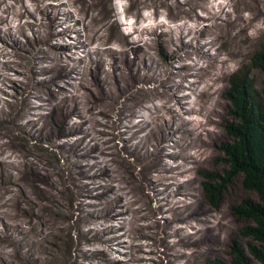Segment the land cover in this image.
Masks as SVG:
<instances>
[{"label":"rangeland","instance_id":"rangeland-1","mask_svg":"<svg viewBox=\"0 0 264 264\" xmlns=\"http://www.w3.org/2000/svg\"><path fill=\"white\" fill-rule=\"evenodd\" d=\"M59 3L63 4L54 9ZM39 9H43V13ZM40 14L46 20L53 15L57 19L52 29L53 37L41 43L39 37L44 33L36 26ZM67 15H70L68 20ZM133 29L136 30L134 33ZM132 42L129 47L125 46ZM263 46L264 0H0V72L9 78L4 79L3 85L0 80V99L5 103L7 114L0 127L9 134V139L1 137V142L10 140L11 143V147L0 143V159L20 163V171L8 166V173L15 175L19 171L18 183L26 196L37 204L34 208L37 215L30 212L31 216L26 218H15L17 213L12 208L3 209L1 220L21 227L22 235L16 233L14 237L24 240L19 241L22 249H17L13 243L8 244L9 239L2 235L5 226L0 220V264H205L213 259L229 264L231 241L238 240L243 246L248 241L240 237V230L246 223L236 220L231 208L244 199L256 201L257 196L243 188L242 177L237 175L225 185L220 204L215 209L207 203L202 183L206 181V173L217 175L216 183H222L221 179L228 176L229 168L220 150L229 142L226 126L235 123L225 96L228 76L239 69H250V58ZM124 47H128V59L140 50L147 53L151 60L145 59V65L154 66L157 77L168 76L171 82L167 87H176L180 83L181 87L175 91L176 97L189 95L181 102L184 110L203 106L201 116L183 114L182 122L174 114L165 115L164 123L156 119L165 114L154 110V106L160 104L158 99L154 97L150 102L147 100L150 96H136L132 107L123 109L128 119L119 125L121 105H107L106 93L95 91L97 97L100 93L97 102H102L107 114L97 116L94 113L95 118L89 119L86 111L95 112V100H87L93 86L91 90H85L92 80L90 70L93 71L97 61L101 60L99 67L110 73L111 81L114 76L121 82L118 64L122 67V63L115 65L113 62L119 59L118 53ZM24 48L55 52L61 58L59 66L65 65L66 69L52 73L55 76L53 84L47 82L52 74L42 75L37 68L31 69L33 75L30 77V63L34 61ZM33 56L37 57V54ZM4 61H8L7 71L1 64ZM251 76L258 88L261 73L252 69ZM157 79L155 81L160 77ZM83 80L85 86L79 87ZM47 83L60 93L78 90L80 97L76 100V111L85 113V118L78 119L74 114L67 120V124L73 127L80 123L78 131L66 137L59 114L50 115L44 94L43 102L38 97L30 99L33 107L30 111L34 115L18 121V124L31 118L36 120L41 114L45 118L39 119V126L46 120L48 128L44 132L55 133L57 144L80 138L84 141L82 146L97 147L95 152L89 151L79 160L86 172L89 166H95L87 172V177L97 169L103 170V174L107 169L106 176L94 180L95 185L89 184L91 180H83L89 185L90 196L81 194L82 197H78L64 151L45 140H27L11 122V116L21 114L24 107L20 88L36 85L32 92L37 95ZM151 86L146 85L147 88ZM207 86L211 89L207 90ZM39 87L42 88L37 92ZM40 104H43L42 109L38 107ZM190 118L193 123L188 122ZM139 120L143 121L139 126L146 125V128L137 132L128 146L144 140L152 130L159 138L158 124H164L162 130L170 135L164 143L166 148L162 157H157L161 159L158 167H162L163 172L169 167L178 170L167 174L176 175V178L165 179L162 175L158 178L160 181L156 180L160 182L156 189L160 193L158 197H154L145 182L152 157L134 165V157L122 148L125 141L138 131L137 128L127 129V125ZM189 129L200 136L198 140ZM148 150L152 151V147L149 146ZM71 153L69 156L74 161ZM77 153L81 155L82 151ZM26 159L37 160L44 169L52 171L54 183L47 184V180L41 177L42 169H36L39 174L29 169ZM190 163L194 167L189 174L180 176L178 172L187 169L192 165ZM9 175L4 174L5 177ZM187 177H194V182L181 183ZM99 184L110 185L109 191L114 194L100 197L97 195L102 190L97 187ZM167 184L168 189L162 192ZM93 186L97 189L93 190ZM175 189L187 195L166 199L165 203L176 199H182V202L169 204L158 211V201L165 200ZM117 194L122 196L121 202L117 207H109L112 211L106 213L105 200H113ZM18 196L28 208L30 203L26 198L22 194ZM5 198L7 200L9 196ZM134 199L131 211L127 215L120 214L124 204ZM188 204H193L190 213L184 222L175 224L174 215L177 212L183 215L187 209H180ZM100 215H107V218L100 220L97 217ZM180 239L186 244L180 246Z\"/></svg>","mask_w":264,"mask_h":264},{"label":"bare ground","instance_id":"bare-ground-1","mask_svg":"<svg viewBox=\"0 0 264 264\" xmlns=\"http://www.w3.org/2000/svg\"><path fill=\"white\" fill-rule=\"evenodd\" d=\"M63 3H59L57 4V6H54V9H57L58 6H60ZM52 8V6H51ZM40 13H43V9H39L38 10ZM33 16V15H32ZM40 19L38 20L37 23V27L41 28L43 31V36L39 37V42H46L48 41L50 38L53 37V33H52V29L54 24L56 23V16L53 15L52 18L49 19V17H47V20L45 19V16L40 14ZM70 15H67V19H69ZM69 29V28H68ZM23 31V29H21ZM133 33L136 31L135 29H133ZM57 35V34H55ZM134 42H132L131 44H126L125 46H130L132 45ZM89 44V42H88ZM107 45V44H104ZM210 45V44H209ZM128 47H124L125 49L121 51V53H118V55L120 56L118 60H114L113 64L116 65L117 62L122 63V67L118 64V71L120 74V78H121V82L117 81L114 79V76L112 77L113 81H111L110 78V73L102 70V68L99 67V65L101 64V60L97 61L96 67L93 69V71L90 70L91 72V77L92 80L89 81V86L85 88V90H91L92 88V93L90 94L88 99H92L95 104H94V109L95 112L90 110V111H86V115L88 114L89 119H93L95 118L94 113L97 116H103L107 114V111L105 110L104 106H101L102 102H97L100 96L97 97V93H94L95 91L97 92H101L103 94V92L106 93L105 97L107 100V105L112 104L113 107L116 104H120L121 108L119 110V115L121 118H119V122L118 124L121 125L123 120H126V118L128 119V117H126L123 113V109L124 108H129L132 107V100H134L135 98L139 97V96H150L148 97V101L152 102L153 98L155 97L156 99L159 100L160 104L158 106H154V110L156 111H164L165 114L161 115L159 117H157L156 119L161 120L162 122L165 123V115L171 116V115H175L176 119L181 120L183 122V114H191V115H196V116H201V113L203 111V106L199 109H194L193 106L189 109H185L183 108V103H181L183 100H186L189 98V95H183L181 97H176L175 95V91L178 90L181 85L180 83L177 84L176 87L173 86H168L167 84L171 82V80L169 79L168 76H161L160 80L159 77L156 76V71L152 66H147L145 65V59H150V57L146 56L147 53L143 52V51H139L138 53H136V55L131 58L128 59L127 58V49ZM161 47V46H160ZM26 48H24V51L26 53H28L29 56H32V59L34 61V63H30V70H29V74L30 77L31 75H33V71L35 68H37L40 73L42 75H47V74H52L55 70H60V71H64L66 68V66L61 65L59 66V60L61 59L59 54H56L55 52H51L46 50L45 51H36L34 48L30 49V50H25ZM55 49V48H54ZM139 49V48H138ZM137 49V50H138ZM135 50V48H134ZM51 53V54H50ZM37 54V57H34L33 55ZM170 59V58H169ZM172 60L175 59V57H171ZM8 61H4V63L2 64V67L6 68ZM46 64V66H44ZM124 65V67H123ZM117 67V66H116ZM156 67V66H155ZM73 70H76V66L73 65ZM153 68V69H152ZM158 68V67H156ZM185 68V67H183ZM32 69V70H31ZM7 71V68L5 69ZM115 70V69H114ZM117 70V68H116ZM54 74V73H53ZM53 74L49 77V79L47 80L50 81V83L53 84L54 82V77ZM63 76H67L66 72H62ZM101 75H104V77L102 78ZM0 80L2 82V85L4 84L3 81L4 79H9L8 75L0 72ZM156 78H158L157 80L159 81H155ZM85 80L81 81V83L79 82V87H83L85 86ZM67 86H68V82H66ZM148 84H152V86L150 88H147L146 85ZM159 84V85H158ZM158 85V86H157ZM191 86H194V84H192ZM34 87H37L36 85H34ZM34 87L27 86L26 88L22 89L20 88V92L22 93V97H23V102H24V107L22 109L21 114L17 115H12L11 117H13V119L11 120V122H13V125L15 126V128L17 130H19L24 137L29 140L30 138H33L37 141H42L45 140L48 143H50V145L59 148L61 151H64L63 153L66 156V161L68 163V167L71 170V178L73 181V184L75 186V188L78 191V197L81 198V194L83 195H87L90 196L92 194L91 191H89L88 186L83 182V180L87 179V180H91V183H89L90 185H95L93 182H95L94 180H96L97 178L102 177L104 174L106 176V172L107 169L104 171L103 174V170L99 171L98 169L96 171H94V173L92 174V176H89L87 174V172L90 171V169L92 170L95 166L94 164L89 166V170H84L83 167H81V163L79 162V160L81 159V157H85V155L87 153H89V151L91 152H95V147L93 149V147H87L83 145V139H77L74 141H66V142H62L57 144L54 141V137H55V133H51V132H44V130L46 128H48L46 126V124H48V122L46 120H43L41 123V127L39 126V119L41 118H45L44 116H41V114L38 115L37 119H28L26 120L23 124L19 123L18 121H23L24 119L27 118V116L32 117L34 115V113H31L30 110L33 109V107H31L30 105V99L31 98H35L38 97L37 99L41 102H43L42 100V94H44L45 96H47L45 98L46 103L50 106V115L58 113L59 114V118H60V123H62V130H65L66 133V137L71 135L72 133H75V131H78V126H80V123L76 125V127L74 126H69L67 124V120L70 117V115H74L76 114L78 116V119H80V117H84L85 118V113H79L76 111V100L80 97L78 94V90H74L73 93H68L66 91L60 93V91H55L53 90V88L51 87L50 84H46V86H42L43 89L40 90V92L36 95L32 92V90H36ZM39 87L37 92L39 91L40 88ZM211 86H207V90H210ZM189 90L190 86H189ZM103 91V92H102ZM193 91V90H192ZM203 93H205V91H202ZM210 95V94H209ZM137 96V97H136ZM59 97V98H58ZM104 98V96H103ZM123 98V101H120V99ZM97 102V103H96ZM3 103V104H2ZM5 103L2 102V99H0V123L2 124L3 121H5L6 119V110L4 108ZM145 104V103H144ZM177 106V107H176ZM39 109H42L43 104L38 105ZM141 108L144 107L143 104L140 105ZM214 108H212L213 110ZM151 111V110H150ZM210 113V112H209ZM56 115V114H55ZM85 121V120H84ZM83 121V122H84ZM130 122V121H129ZM128 122V123H129ZM143 122L142 120H139L136 123L133 124H129L127 125V129H132V128H137L138 131L136 130V132H134L129 138L128 140H126L125 145L122 147L123 151H125L129 156L134 157V161L132 162V164L136 165L140 162H146L147 158L152 157V163L149 166L148 170L145 173V182L146 185L148 186V189H150L153 193H154V197H158L160 195V193L158 192L157 187L160 186V182H156L160 181V179H158L160 176L164 175L165 179L169 178H176V175H167L170 173H174V170H178L175 168H166L164 170V172L162 171V167L159 168V163L161 162V159H157V157H162V152L165 150V141L170 137V135L165 131L162 130V128H164V124H158L156 126V130L158 129V131L160 132V136L159 138H157L158 134L155 132V130H152L150 132V134H147L144 136V140H138L134 146H128V142L129 140H132L134 135L145 129L146 125H141L139 126V124ZM188 122L193 123V119H188ZM39 126V127H38ZM38 127V128H37ZM29 128V129H28ZM188 131V130H187ZM189 131L191 132L192 130L189 129ZM127 132V130H126ZM7 131H4L2 127H0V143H5L6 146L11 147V143L10 140H7L6 142H1L2 138L7 137L9 139V134H7ZM191 134L193 135V137H195V140H198V138L200 137L199 135L194 133V130L191 132ZM121 135V134H120ZM150 135V136H149ZM2 137V138H1ZM93 140V139H91ZM154 143V144H153ZM94 146H97L96 143L93 144ZM152 147V151L148 150V147ZM63 149V150H62ZM78 151H82V154L79 155V153H77ZM69 152H72V158H74V161H71V158L69 156ZM178 155V154H177ZM10 156V155H8ZM173 156H175L173 154ZM16 162L18 163V165H16ZM28 162L29 164V169H32L34 171V173H38L36 169H42L41 171L44 172L42 173L43 179L47 180V184H49L50 186L54 183V179H53V175H52V171H50L48 168L44 169V165L42 166V164H39L36 161L32 162L29 161L28 159L25 160V163ZM41 163V162H40ZM142 164V163H141ZM192 164V163H190ZM8 166L11 167H15V169L19 170L22 169L21 165L18 161L15 162H11V161H7L4 159H0V216L3 215L4 212V208H12L14 209L15 213H17V216L19 217H30V212L32 213H36L34 208L36 207V203H34L28 196H26V193L23 192V189L21 187V184L18 183L19 180V171L17 172V174H11L9 175L8 173ZM48 167V166H47ZM194 167V165H190L187 169L182 170L181 173L178 172V174L181 176L183 174H189V172L191 171V169ZM20 168V169H19ZM24 168V167H23ZM101 169V168H100ZM103 169V168H102ZM76 170V171H75ZM99 171V174H97ZM52 172V173H51ZM5 175H9V177H5ZM39 174V173H38ZM153 174H155L153 176ZM98 175V177H96ZM109 176V174H108ZM107 176V177H108ZM9 178V179H6ZM101 179V178H100ZM114 180V179H112ZM194 177H187L186 180L182 181L181 183H189L192 184L194 182ZM180 183V184H181ZM97 185V184H96ZM187 185V184H185ZM15 186L17 187V189L15 188ZM104 186V187H103ZM99 189H102L100 193H98L97 195H99L100 197H105L108 194H114L113 192L109 191L110 188H112L110 185H100L97 186ZM169 187V184L165 185L162 192L167 190ZM93 190H96L97 188L95 186H93ZM159 193V194H158ZM18 194H22V196L24 197V199L26 198V200L28 201V208L22 203L24 202L22 199L19 198ZM9 196V198H7V200H5L6 196ZM187 195V193H183L181 190H171L169 194H167L165 200L161 199L158 201V205H157V210L158 211H162V208L169 206L170 205H177L180 204L182 202V199H176L173 202L167 204L165 203L166 199H175L180 197H183ZM118 194L115 195V197L113 198V200H105V206H106V213H108L109 211V207L114 208L117 207L118 203L121 202V199ZM10 202V205L8 204ZM134 200H130L128 202H126V204H124V208L122 209L120 214H125L127 215L128 212H130L131 210V203H134ZM184 202V201H183ZM80 208L82 209V202L80 201ZM184 207V208H183ZM183 207H181V211L184 209H187L185 211V213L182 215L181 212H177L176 215H174V219L173 222H175V224H181L182 222H184V220L186 219V217L188 216V214L190 213V208L193 207V204H188V205H184ZM169 209L167 208V211ZM178 209V211H180ZM29 212V213H28ZM136 212V210H135ZM187 212V213H186ZM8 214H6V216H8ZM25 215V216H24ZM37 215V213H36ZM100 217V220H105L107 218L106 216H97ZM1 220V218H0ZM2 221V220H1ZM3 222V221H2ZM4 223V222H3ZM5 229H4V233L2 235H5V237H7L9 239L8 244L13 243L17 249L21 248V244L19 243L22 242V240H24L23 238H18L16 240V237H14V235L17 233H19L18 235H22V231L20 230L21 227H17V226H13L12 224H6L4 223ZM16 228V230H15ZM9 229L12 230V233H10ZM107 228L104 229V231ZM180 246L185 245L186 242H184V239H180L179 242ZM179 246V245H178ZM22 249V248H21Z\"/></svg>","mask_w":264,"mask_h":264},{"label":"trees","instance_id":"trees-1","mask_svg":"<svg viewBox=\"0 0 264 264\" xmlns=\"http://www.w3.org/2000/svg\"><path fill=\"white\" fill-rule=\"evenodd\" d=\"M249 62L250 69H239L228 76L225 96L235 123L226 126L229 142L220 147L228 176L216 183L218 176L206 173L202 183L205 199L215 209L225 185L237 175L242 177L243 188L257 196L256 201L244 199L231 208L235 219L246 223L240 237L248 241L245 246L238 240L231 241L229 264H264V46ZM252 69L262 75L258 88ZM205 264L224 263L213 259Z\"/></svg>","mask_w":264,"mask_h":264}]
</instances>
